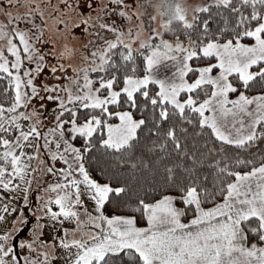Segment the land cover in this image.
Returning <instances> with one entry per match:
<instances>
[{
    "label": "snow or ice",
    "instance_id": "1",
    "mask_svg": "<svg viewBox=\"0 0 264 264\" xmlns=\"http://www.w3.org/2000/svg\"><path fill=\"white\" fill-rule=\"evenodd\" d=\"M0 264H264V0H0Z\"/></svg>",
    "mask_w": 264,
    "mask_h": 264
}]
</instances>
